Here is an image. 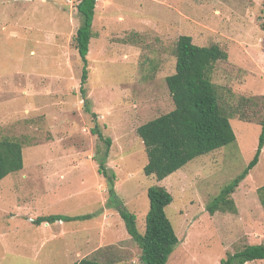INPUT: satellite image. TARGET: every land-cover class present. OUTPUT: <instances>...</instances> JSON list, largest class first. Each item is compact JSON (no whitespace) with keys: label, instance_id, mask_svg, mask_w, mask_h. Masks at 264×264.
Segmentation results:
<instances>
[{"label":"rangeland","instance_id":"obj_1","mask_svg":"<svg viewBox=\"0 0 264 264\" xmlns=\"http://www.w3.org/2000/svg\"><path fill=\"white\" fill-rule=\"evenodd\" d=\"M79 0H0V139L24 142V166L0 181V264H143L141 248L118 208L109 205L97 156L115 190L145 230L147 189L173 195L166 213L180 239L167 264H221L227 253L264 242V147L232 198L236 212L207 209L242 173L258 147L264 114V0H98L88 78L75 35ZM191 35L218 44L228 58L213 72L236 141L187 163L159 181L138 127L174 108L166 77L176 43ZM86 90V94L82 89ZM86 96V97H85ZM89 103V112L86 104ZM91 219L34 222L47 214ZM245 264H264L263 260Z\"/></svg>","mask_w":264,"mask_h":264},{"label":"trees","instance_id":"obj_2","mask_svg":"<svg viewBox=\"0 0 264 264\" xmlns=\"http://www.w3.org/2000/svg\"><path fill=\"white\" fill-rule=\"evenodd\" d=\"M98 0H79L78 12L82 23L75 35L76 47L84 63L81 80L88 78V53L93 37V22ZM228 53L218 44L200 45L191 35H180L176 43V66L174 73L166 77V83L174 102V108L158 117L141 124L137 133L143 140L148 162L144 166L147 176L161 181L182 169L195 158L234 143L237 139L228 113L220 101L218 86L213 81V72L219 61L226 60ZM82 92L86 94L83 88ZM86 97V96H85ZM90 112L89 103L86 104ZM92 112V111H91ZM93 113V112H92ZM262 131L258 147L247 168L227 183L207 205L211 214L216 211L236 212L237 207L232 193L249 171L259 162L264 147V114L260 121ZM93 132L105 140L108 147L105 153L97 156L99 172L108 182L109 205L118 208L126 229L141 248L143 264H167L170 255L178 246L180 239L166 207L173 201V195L163 185L154 184L147 189L149 208L145 219V230L140 232L137 216L129 211L115 190V172H110L106 161L112 140L104 138L98 126ZM24 142L15 136L0 139V181L10 173L24 166ZM259 196L264 207V186L259 188ZM96 213L83 215L47 214L40 215L34 222L54 223L91 219ZM97 215V214H96ZM264 259V242L247 244L242 249L227 253L221 264H245ZM78 264H103L93 258L85 257Z\"/></svg>","mask_w":264,"mask_h":264}]
</instances>
